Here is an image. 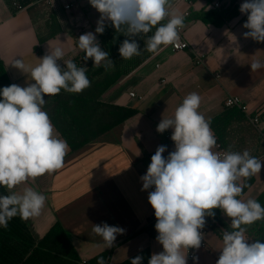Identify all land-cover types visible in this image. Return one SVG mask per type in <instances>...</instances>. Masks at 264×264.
Here are the masks:
<instances>
[{
	"label": "crops",
	"instance_id": "1",
	"mask_svg": "<svg viewBox=\"0 0 264 264\" xmlns=\"http://www.w3.org/2000/svg\"><path fill=\"white\" fill-rule=\"evenodd\" d=\"M243 2L171 0L169 11L183 16L203 10H227L232 4L237 6L238 15L220 27L199 19L186 21L183 37L190 45L188 50L174 52L170 45L162 46L161 51L152 53L101 96L100 101L106 104L136 109V115L75 151L69 146L62 168L13 189L22 192L32 187L46 196L41 214L22 220L36 242L59 222L84 261L108 253L109 264H121L147 249L149 259L153 253L163 251L156 240L157 231L149 230L156 220L148 202L154 186L142 191L141 177L146 174L158 146H167L165 157L174 151V142L169 137L172 129L161 134L157 126L162 117L174 116L176 107L189 93L199 94V112L210 122L228 108L224 104L226 98L239 96L248 106L249 114L243 112L244 117L231 118L230 125L222 131L225 150L229 146L234 151L248 150L264 160V119L257 124L252 121L264 113V68L255 72L250 68L253 60L264 62V42L244 38L243 33L248 29L243 27L247 14L239 10ZM36 3L34 9H16L15 3L0 0V62L11 84L21 87L27 86L26 81H34L12 66L14 59L21 58L27 66L34 67L48 48L56 46L64 48V60L73 59L82 53L77 45L78 37L86 32L95 33L100 18L89 0ZM110 25L107 22L105 30ZM97 39L100 40V34ZM199 56H203V62L196 64L194 61ZM211 128L216 136L212 125ZM55 130L63 138L56 127ZM253 178L242 194L244 200H256L264 192V166ZM213 211L215 216H209L206 247L198 249L196 264H216L221 254L222 232L228 229L230 218L220 209ZM103 223L125 230L108 249L92 231L93 225ZM249 239L250 243L255 241Z\"/></svg>",
	"mask_w": 264,
	"mask_h": 264
},
{
	"label": "clouds",
	"instance_id": "2",
	"mask_svg": "<svg viewBox=\"0 0 264 264\" xmlns=\"http://www.w3.org/2000/svg\"><path fill=\"white\" fill-rule=\"evenodd\" d=\"M100 13L95 33L86 32L77 39L83 60L93 61L105 70L115 67L109 53L103 50L97 34H103L107 22L117 33L128 37L119 46L123 59L141 55L137 35L147 36L145 50L158 53L162 46H181L180 29L184 16L170 12L171 0H89ZM240 12L247 14L243 24L244 38L264 42V0H244ZM167 18L166 23H162ZM155 28V32L147 34ZM61 46L48 48L39 63L29 67L16 58L12 66L27 74L26 87L11 84L0 89V187L9 194L0 195V227L19 216L28 220L41 214L46 196L32 187L13 191L18 185L64 165L69 151L66 140L56 133L49 114L44 110L46 96L82 93L91 86L87 67L78 66L72 59L64 60ZM63 61V64L59 63ZM252 72L264 68V62L253 60ZM201 97L192 92L184 97L171 118L162 117L157 132L172 129L175 149L167 157V146H158L151 163L141 177L142 191L154 186L148 202L154 209L157 242L163 251L153 253L148 264H187L188 249H199L204 234L201 231L207 216L220 209L230 218V229L222 232L221 254L216 264H264V242H249L247 226L264 220V206L255 199H242L247 180L261 173L262 161L248 150L234 151L232 146L223 152L218 147L211 122L199 112ZM92 231L103 240L104 248L113 247L117 235L124 229L107 223L95 224ZM136 256L131 264H142ZM198 261V257H193ZM97 264H106L101 256Z\"/></svg>",
	"mask_w": 264,
	"mask_h": 264
},
{
	"label": "trees",
	"instance_id": "3",
	"mask_svg": "<svg viewBox=\"0 0 264 264\" xmlns=\"http://www.w3.org/2000/svg\"><path fill=\"white\" fill-rule=\"evenodd\" d=\"M8 1L15 3L16 9L18 7L19 9L25 7L34 9L38 5L34 2L39 0ZM207 1L212 2V0ZM237 15V6L232 4L227 10L212 9L203 10L200 13L191 12L184 18V23L188 20L199 19L204 23L220 27ZM162 23H166V21H162ZM154 32L155 28L147 35L151 36ZM127 38L123 34L117 33L110 25L103 34H100L99 43L101 48L109 53V58L115 64L114 69L106 71L103 66L95 67L90 59L85 62L83 60L85 54L82 52L72 60L78 66L87 67L86 74L91 86L79 94L61 90L58 95L45 97L44 110L49 114L52 123L67 141L72 151L94 141L138 113L136 109L130 107L106 104L100 101L101 96L123 75L130 73L152 54L145 50L147 36L141 34L134 37L140 45L141 55L127 60L121 58L118 49L123 40ZM9 85H11L9 76L4 65L0 62V89ZM242 113L236 107H228L220 117L211 121V125L216 131L217 144H220L222 148H226L222 131L230 125L231 118L237 120L244 117ZM263 119L264 113L258 116V123H261ZM253 181L252 177L247 180V184L250 186ZM0 195H6L2 187H0ZM256 200L264 206V192ZM155 223L156 220L149 227L150 231L155 229ZM228 230L231 229L228 227ZM246 236L264 242V220H258L247 226ZM138 255L143 257L142 264H148V249ZM101 256L104 257L106 264H109L108 253L100 254L91 260H82L69 235L59 222L55 223L39 242L33 239L19 216L9 221L6 228L0 227V264H97ZM133 258L121 264H131Z\"/></svg>",
	"mask_w": 264,
	"mask_h": 264
},
{
	"label": "built area",
	"instance_id": "4",
	"mask_svg": "<svg viewBox=\"0 0 264 264\" xmlns=\"http://www.w3.org/2000/svg\"><path fill=\"white\" fill-rule=\"evenodd\" d=\"M47 3H48V0H47ZM215 6L218 7L219 3H215ZM69 8H70V6L67 5L66 9H69ZM20 9H22V8H20ZM186 16H184V18ZM165 21H166V19H165ZM183 29H184V27L182 29H180V37H181V42L180 43H181V46L180 47H176V46L170 45L174 52L186 51V50H188L190 48V45H189L188 41L183 37ZM194 62L196 64H201L203 62V56H199L198 58L195 59ZM218 77H220V76H218ZM131 96L132 97H136V94L131 93ZM224 104H225L226 107H229V108L230 107H236V108L240 109L242 112H244L245 114H249L248 106L243 102V100L239 96H230V97L226 98ZM252 121L254 122V124H257L258 121H259L258 120V116H255L254 118H252ZM171 135L172 134H170L169 137H171ZM216 151L223 152V151H225V149L222 148L220 146V144H218V147L216 148ZM205 219H206L205 227L201 230L203 232V234H204V239L201 241L200 248L206 247V236H207V234H208V232L210 230V217L207 216ZM197 252H198V249H191V248L188 249L187 264H196L197 263V261L193 260V257H197Z\"/></svg>",
	"mask_w": 264,
	"mask_h": 264
}]
</instances>
